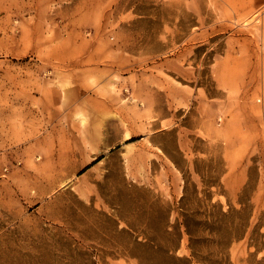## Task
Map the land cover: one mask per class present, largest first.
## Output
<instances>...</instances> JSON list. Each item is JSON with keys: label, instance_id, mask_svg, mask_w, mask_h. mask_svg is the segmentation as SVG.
<instances>
[{"label": "rangeland", "instance_id": "374dc122", "mask_svg": "<svg viewBox=\"0 0 264 264\" xmlns=\"http://www.w3.org/2000/svg\"><path fill=\"white\" fill-rule=\"evenodd\" d=\"M0 264H264V0H0Z\"/></svg>", "mask_w": 264, "mask_h": 264}, {"label": "crops", "instance_id": "0c3cea01", "mask_svg": "<svg viewBox=\"0 0 264 264\" xmlns=\"http://www.w3.org/2000/svg\"><path fill=\"white\" fill-rule=\"evenodd\" d=\"M110 68L111 67L105 68V69L106 70H111ZM106 80L107 79H105L104 76L100 79V81L105 86L107 85V84H105ZM73 93H74L75 96L71 98V102L68 104L67 109H64V114H67L69 116H73L72 114L78 113L77 111L79 109L85 110V112L87 114H90V116L91 115L95 116L96 114H104V113H106V111H108V109L111 106L109 101H106V100H104V98H101V102H102V107L101 108L90 107L91 105L89 106V102L93 101L92 99L99 100V98L97 96L89 97L88 95L83 94L85 97L82 99L81 98L82 94H79V90L77 89V87H74ZM84 100H85V103H84ZM86 101H87L88 104L86 103ZM75 109H77V111H74ZM93 119H94V117H93ZM96 120H99V119L98 118L94 119V121H96Z\"/></svg>", "mask_w": 264, "mask_h": 264}, {"label": "trees", "instance_id": "16d2710c", "mask_svg": "<svg viewBox=\"0 0 264 264\" xmlns=\"http://www.w3.org/2000/svg\"><path fill=\"white\" fill-rule=\"evenodd\" d=\"M188 233L190 234V231L187 229Z\"/></svg>", "mask_w": 264, "mask_h": 264}]
</instances>
